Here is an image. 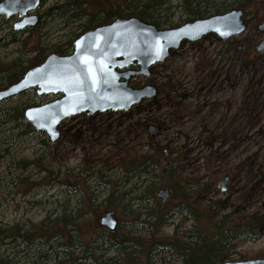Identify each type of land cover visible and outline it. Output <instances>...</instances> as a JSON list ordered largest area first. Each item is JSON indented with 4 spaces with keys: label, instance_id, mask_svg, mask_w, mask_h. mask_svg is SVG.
<instances>
[{
    "label": "rangeland",
    "instance_id": "1",
    "mask_svg": "<svg viewBox=\"0 0 264 264\" xmlns=\"http://www.w3.org/2000/svg\"><path fill=\"white\" fill-rule=\"evenodd\" d=\"M62 1L45 0L40 16ZM171 5L175 15L166 29L185 24L178 8L179 0H172ZM246 19L251 23L247 31L231 40L245 47L246 54L229 51L216 35H208L196 43H184L165 62L155 65L150 77L132 81L135 88L156 87L157 97L127 112L71 117L61 124L60 139L55 144L42 133L23 127L12 130V125L3 123L7 110L47 104L57 97L39 98L32 90L2 103L1 231L17 224L37 226L50 213L59 211L61 204L79 207L84 201V187L103 191L98 202L113 197L111 203L116 206L104 209L99 217L90 216L89 220L100 226L104 214L112 212L118 230L133 233L135 237L145 236L153 229L156 221L151 217L158 219L171 213L185 198H189V204L200 211L202 218L210 211L244 223L264 214V55L257 52L264 38L257 28L264 22V2L253 8ZM16 22L12 19L5 23L0 18V73L1 68L19 55L16 50L20 47L9 43L13 40L9 34ZM71 30L45 18L38 37L28 34L19 37L25 41L26 52L34 48L37 40L45 45L64 46L65 35ZM149 124L161 128L156 136L149 134ZM23 131L26 133L22 134ZM147 157L159 161L160 169L153 170L149 176L152 181L166 167L165 162L166 168L171 167L168 174L177 191L175 196L170 191L173 198L167 205H162L157 197L159 190L152 189L154 184L129 174ZM226 177L230 181L226 192H222L221 182ZM135 198L142 201L136 204ZM184 216L188 219L186 222H183ZM203 222L186 212L175 216L162 230L166 236L177 233L178 237L186 235L187 239L191 237L189 231L200 234L211 231L209 224ZM78 229L83 236L79 242L83 250H90L89 255L94 256L93 251L98 247L95 233L101 236L108 231L101 227L94 230L86 221ZM3 243V250H11L7 246L10 241ZM143 246L118 261L146 264ZM237 253L251 259L264 254V227L256 240L241 239ZM176 255L172 251L155 257L152 264H181ZM231 259L239 261L240 256L234 255ZM92 262L89 260L86 264Z\"/></svg>",
    "mask_w": 264,
    "mask_h": 264
},
{
    "label": "trees",
    "instance_id": "2",
    "mask_svg": "<svg viewBox=\"0 0 264 264\" xmlns=\"http://www.w3.org/2000/svg\"><path fill=\"white\" fill-rule=\"evenodd\" d=\"M171 2L172 0H63L55 3L41 17L40 24L35 29H27L21 33H14L12 30L9 34L13 39L9 43L20 47L16 50L19 55L9 65L1 68L0 91L17 83L29 69L42 64L49 55H70L73 52L74 42L83 33L109 24L116 19L135 17L158 29L167 27L175 15ZM258 2L263 3L264 0H179L178 8L185 17V23L232 10L243 11L246 19L253 8L259 4ZM42 4H45V0H42ZM45 18L61 23L64 29H72L65 35L67 40L64 46L45 45L37 40L34 48L25 52L24 48L27 46L19 36L28 34L38 37ZM5 23L8 21L5 20ZM246 24L249 27L251 23L246 19ZM224 44L228 46L229 51L238 53L239 42L224 41ZM25 55L32 56L24 58ZM258 58L263 60L261 57ZM25 109L17 107L7 110L3 124L12 125V130L23 127L34 132L31 125L24 119ZM25 133L26 131H23L22 134ZM156 169H160L159 161L154 157H147L136 168L130 170L129 174L132 178L144 177L146 182L154 184L152 187L154 191L167 188L175 196L177 186L168 174L171 167L162 168L156 179L152 181L149 176ZM102 194L103 191L98 189L95 191L84 187V201L80 202L79 207L70 208L67 204H61L59 211L50 213L37 226L17 224L10 229L2 231L0 229V264H86L89 260H94L91 264H122L118 260L127 254H135L134 252L140 248V245H144L142 250L145 252L146 264H152L153 258L161 257L172 251L178 253L176 257L182 260L181 264L224 263L233 261L231 258L234 255L240 256L239 261H246L252 259L243 253H237L240 240H256L264 227V214L246 220L244 223L229 220V216H219L218 213L210 211L202 218L200 211L189 204V198H185L180 200L179 205L171 213L169 211L158 219L151 217V220L155 219L156 222L153 229L148 230L145 236L135 237L133 233L120 232V230L101 236L96 232L95 242L98 247L96 252L93 251L95 255L92 256L89 255L92 252L88 249L83 250V245L79 243L82 242L83 236L82 232L80 233L81 229L78 228L83 221H86L94 226V230L99 229L101 226L96 221L89 220L90 216L99 217L104 209L116 207L111 203L113 197L105 198L101 203L98 202ZM135 200L136 204L142 201L139 198ZM186 212L194 215L198 222L204 221L203 223L209 224L211 231L209 232L208 229L203 234L189 231L191 237L186 238L190 240L185 239L186 235L178 237L177 233L170 237L164 235L162 229L169 221L175 216H183ZM187 220L184 216L183 222ZM10 232L14 234H9ZM4 240L10 241L7 246H10L11 250H3ZM112 252L114 253L110 256ZM96 254L98 255L95 258ZM262 258L264 254L257 255L253 259ZM79 261L84 263H79Z\"/></svg>",
    "mask_w": 264,
    "mask_h": 264
},
{
    "label": "water",
    "instance_id": "3",
    "mask_svg": "<svg viewBox=\"0 0 264 264\" xmlns=\"http://www.w3.org/2000/svg\"><path fill=\"white\" fill-rule=\"evenodd\" d=\"M41 6L42 0H2L0 17L7 21L13 17L18 19L13 27L15 33L35 29L40 23L36 13ZM257 28L264 35V22ZM246 31L241 10L213 15L172 29H158L135 17L116 19L83 33L74 42L72 54H52L39 66L29 69L21 80L0 91V103L31 90L39 98L58 97L24 112L25 121L55 144L60 139L61 124L71 117L84 114L91 118L106 112H127L143 101L157 97L156 87L135 88L131 82L136 78L150 77L151 68L165 62L184 43H196L208 35L229 41ZM239 51L247 53L243 46ZM257 52L264 55V38ZM147 130L151 136H156L161 128L149 124ZM164 166L167 167L168 163L165 162ZM229 181L226 177L221 182L222 192H226ZM170 196L168 189L157 192L162 205H167ZM100 225L111 233L118 229L112 212L104 214ZM218 264H264V259Z\"/></svg>",
    "mask_w": 264,
    "mask_h": 264
},
{
    "label": "flooded vegetation",
    "instance_id": "4",
    "mask_svg": "<svg viewBox=\"0 0 264 264\" xmlns=\"http://www.w3.org/2000/svg\"><path fill=\"white\" fill-rule=\"evenodd\" d=\"M37 14H39L40 15V12H38ZM41 17V16H40ZM14 19H16L17 20V18H14Z\"/></svg>",
    "mask_w": 264,
    "mask_h": 264
},
{
    "label": "bare ground",
    "instance_id": "5",
    "mask_svg": "<svg viewBox=\"0 0 264 264\" xmlns=\"http://www.w3.org/2000/svg\"><path fill=\"white\" fill-rule=\"evenodd\" d=\"M50 56V55H49ZM60 56V55H59Z\"/></svg>",
    "mask_w": 264,
    "mask_h": 264
}]
</instances>
